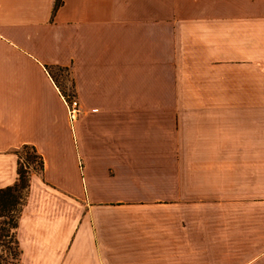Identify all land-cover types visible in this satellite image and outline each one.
<instances>
[{"label": "crops", "instance_id": "obj_1", "mask_svg": "<svg viewBox=\"0 0 264 264\" xmlns=\"http://www.w3.org/2000/svg\"><path fill=\"white\" fill-rule=\"evenodd\" d=\"M26 144L19 264H264V0H0V189Z\"/></svg>", "mask_w": 264, "mask_h": 264}, {"label": "trees", "instance_id": "obj_2", "mask_svg": "<svg viewBox=\"0 0 264 264\" xmlns=\"http://www.w3.org/2000/svg\"><path fill=\"white\" fill-rule=\"evenodd\" d=\"M68 98H71V95L68 96ZM23 152L25 155L22 157ZM16 154L18 157L17 181L12 186L0 189V217H5L8 219V224L14 230L16 229L18 223V221L15 222V218H18L22 207L26 202L30 175L33 172L41 173L43 169V160L41 156L35 151L33 146L27 144L23 145L16 151ZM32 162L36 163L35 167H30ZM2 236L3 235L0 233V238ZM14 236L16 238L15 233L13 234V237ZM15 242L17 243L20 256V249L17 239Z\"/></svg>", "mask_w": 264, "mask_h": 264}, {"label": "rangeland", "instance_id": "obj_3", "mask_svg": "<svg viewBox=\"0 0 264 264\" xmlns=\"http://www.w3.org/2000/svg\"><path fill=\"white\" fill-rule=\"evenodd\" d=\"M55 75H57L59 81H61L60 88L65 93V97L67 96L68 98V96L71 95V83L68 71L59 70ZM24 155L25 154L23 152L22 157ZM31 166L35 167L36 163L32 162L30 164V167ZM19 216L18 218H15V222L18 221ZM13 232L15 233V230L8 224V219L5 217H0V233L3 235L0 238V264H19L18 260L20 259V256L17 243L15 242L16 238L15 236L13 237Z\"/></svg>", "mask_w": 264, "mask_h": 264}, {"label": "built area", "instance_id": "obj_4", "mask_svg": "<svg viewBox=\"0 0 264 264\" xmlns=\"http://www.w3.org/2000/svg\"><path fill=\"white\" fill-rule=\"evenodd\" d=\"M65 102L67 106V115L70 122H73L76 120L79 112H80V105L78 100L75 97L66 98Z\"/></svg>", "mask_w": 264, "mask_h": 264}]
</instances>
